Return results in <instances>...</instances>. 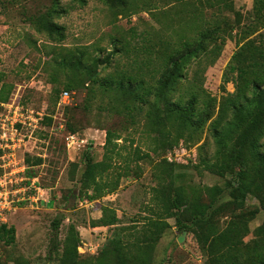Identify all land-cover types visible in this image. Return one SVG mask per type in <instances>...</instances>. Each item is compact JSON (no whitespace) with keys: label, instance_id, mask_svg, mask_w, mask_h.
<instances>
[{"label":"rangeland","instance_id":"1","mask_svg":"<svg viewBox=\"0 0 264 264\" xmlns=\"http://www.w3.org/2000/svg\"><path fill=\"white\" fill-rule=\"evenodd\" d=\"M209 1L215 4L214 8L206 3L207 0H129L125 8L113 9L103 0H88L83 8L72 5L71 0H62L61 5L70 10L55 21L65 27L66 39L55 43L38 33L29 22L31 15L46 12L51 0H0V100L8 97L9 101L19 94L24 107L33 111L34 151L40 155L37 157H42L43 163L32 166V172L47 194L44 197L47 201L39 207L21 205L10 214L9 226L16 228L17 241L11 246L0 245V264H15L19 258H25L31 264H64L78 258H92L94 254H81L78 249L74 256L56 255L49 260L53 236L51 223L58 215L66 219L60 231L62 240L70 224L74 223L81 235L80 246L83 243L102 245V250L118 233L129 252L137 251V239L144 234L151 220L166 222L151 264H212L194 234L181 236L175 220L167 217L157 200L161 191L158 179L161 170L157 169V156L152 159L149 155L159 145L160 136L153 132L152 121L147 118L150 107L133 111L134 101L121 95L116 85L88 84L78 90L64 88L67 77H72L71 70L64 65L69 51L81 50L90 57L101 53L106 56L117 50L112 64L101 69V78L135 76L152 85L159 77L155 68L159 69L185 43L194 45L203 31L219 27V32H213V37L205 41L204 52L187 67L185 79L172 94V100H179V96L184 95L187 102L197 93V110L214 112L213 118L204 125L200 144L188 143L187 135L179 140V144L195 150L198 159L195 164L176 168L175 175L180 177L174 180L177 186H224L229 177L211 174L201 158L212 159L217 151L212 122L217 118L221 104L236 92L235 82L224 85L222 76L238 50L237 22L241 16L246 18L250 14L254 0ZM246 21L244 19L242 25ZM54 87L60 91L59 95L54 92ZM64 92L70 94V99L60 107L57 102ZM39 112H45L43 119ZM61 118L67 129L71 125L80 139L86 140L88 146L93 145L91 154L95 162L105 160L104 167L108 168L104 180L100 181L105 197L93 204V208L92 204L88 205L90 207L79 205L84 199L79 181L85 169L83 156L88 146L71 151L67 148L65 134L52 130ZM231 118L232 112L226 111L223 121ZM108 131L120 139L105 156ZM175 136L173 130L170 145ZM204 144L205 147L200 149ZM192 150L176 148L169 156L174 160L190 159ZM73 162L79 164L76 174L71 166ZM118 178L119 186L110 193ZM71 200L74 205L68 207ZM225 201L229 199L225 198ZM257 206V200L250 198L247 208L235 213H245L247 217L249 231L243 239L245 243L255 238V230L264 221V210ZM101 207H109L119 220L116 225L107 227V231L101 227L92 228L102 217ZM258 209V214L253 217L251 212ZM228 220L229 217H222L219 225L224 227ZM103 231L107 232L105 241Z\"/></svg>","mask_w":264,"mask_h":264},{"label":"trees","instance_id":"2","mask_svg":"<svg viewBox=\"0 0 264 264\" xmlns=\"http://www.w3.org/2000/svg\"><path fill=\"white\" fill-rule=\"evenodd\" d=\"M62 0H51V5L46 12L29 17L30 24L40 34L46 35L48 40L61 43L66 39V29L59 25L55 19L66 16L69 8L61 5ZM113 9L125 8L129 0H103ZM72 5L85 7L88 0H71ZM211 8L214 3L207 0ZM205 7V3H204ZM71 8H73L71 6ZM247 20L243 25V20ZM238 50L234 53L222 76V84L234 81L236 92L226 98L221 104L217 118L212 122L213 136L216 140L217 151L212 159L201 158L207 171L216 176L229 177L224 186L214 185L197 188V186L175 185L176 168L182 165L195 164L198 159L195 150L179 140L187 135V142L198 145L202 141L204 125L214 116L211 109L197 110L198 94L191 95V99L185 102L183 96L179 100H172V94L177 92L185 79V70L193 60L199 59L205 50V41L212 38V33H218L219 27L213 30L203 31L194 45L185 43L181 50H176L169 60L165 61L159 69L155 83L147 84L144 78L135 76L101 78V69L112 64V57L118 51L92 55L81 50L69 51L64 59V65L71 70L72 77H67L64 88L66 90H78L88 84H101L102 87L117 86L121 95L130 98L134 102L133 111H147V118L152 121L153 132L160 136V142L154 148L150 158L157 156V169L161 170L158 179L161 191L157 198L164 208L168 218L174 219L181 236L194 234L201 248L204 250L212 264H264V221L255 230V238L248 243L243 241L249 229L245 213L236 214L247 208L250 198L257 200L260 210H264V0H254L253 8L246 18L241 16L238 20ZM242 25V26H241ZM255 34H257L255 37ZM252 37V38H251ZM214 39V38H213ZM57 51V50H55ZM125 78L127 80H125ZM55 78L52 82L55 83ZM56 95L60 94L54 87ZM1 104L8 103V97L1 98ZM153 99V101H152ZM8 101V102H7ZM59 103V102H57ZM2 110V107L0 108ZM230 110L232 118L223 121L225 112ZM49 119V117H46ZM68 129L75 134L71 125ZM65 129L64 134L71 133ZM172 138V145L169 141ZM69 131V132H68ZM65 136V135H64ZM120 138L111 131L107 132L106 154L112 151L111 146ZM182 145V146H181ZM88 146V145H87ZM176 146V147H175ZM92 144L84 154L83 164L85 169L80 178L82 197L92 201H100L105 197L101 180H104L108 171L103 162H95L91 154ZM204 146H200L203 149ZM176 148L192 150V157L183 160H169ZM182 159V158H181ZM27 175L34 179L32 166L43 163L42 157L28 155ZM71 166L76 174L79 164L73 162ZM74 177V176H73ZM119 180L109 190L114 192L119 186ZM86 195V196H85ZM228 198L229 201H225ZM80 200V201H81ZM79 201V202H80ZM104 207V205L102 206ZM102 217L94 222L92 227H111L118 223L117 215L109 207L102 209ZM259 209L252 211V216L258 214ZM222 217H229L224 227L219 225ZM63 215H58L51 223L52 244L48 253L49 260L56 255L74 256L80 247L81 235L78 226L70 224L67 234L62 240L60 231ZM166 222L151 220L146 231L138 238L137 251L129 252L123 244V238L116 233L108 244L97 249L92 258H78L64 264H151L153 251L159 242ZM17 241V231L13 226L2 224L0 226V245L11 246ZM15 264H31L25 258L16 259Z\"/></svg>","mask_w":264,"mask_h":264},{"label":"built area","instance_id":"3","mask_svg":"<svg viewBox=\"0 0 264 264\" xmlns=\"http://www.w3.org/2000/svg\"><path fill=\"white\" fill-rule=\"evenodd\" d=\"M21 99L19 94L14 96L8 103L1 104L2 110H0V226L9 222L10 214L16 212L19 206L39 207L47 201L44 199L47 195L46 191L38 184L37 178L31 179L27 175L26 157L40 155L34 151L33 124L31 122L34 121L31 119L33 111L25 108ZM69 99L70 94L64 92L58 103L59 106L61 107L62 103ZM38 115H40V119H43L46 114L39 112ZM65 129L66 122L61 118L58 125L52 130L63 133ZM65 139L70 151L73 148L79 150L88 145V142L80 139L77 134L67 133ZM168 158L170 161L174 160L173 156ZM96 203L98 201L81 200L79 205L83 207L92 204L90 206L93 208V204L96 205ZM103 228L105 231L108 229L107 227ZM106 233L103 231L104 241L107 237ZM99 247L100 245L83 243L79 247V251L81 254L96 253Z\"/></svg>","mask_w":264,"mask_h":264},{"label":"water","instance_id":"4","mask_svg":"<svg viewBox=\"0 0 264 264\" xmlns=\"http://www.w3.org/2000/svg\"><path fill=\"white\" fill-rule=\"evenodd\" d=\"M73 205H74V200H71L70 203H69V205H68V207H71Z\"/></svg>","mask_w":264,"mask_h":264},{"label":"crops","instance_id":"5","mask_svg":"<svg viewBox=\"0 0 264 264\" xmlns=\"http://www.w3.org/2000/svg\"><path fill=\"white\" fill-rule=\"evenodd\" d=\"M93 228V230H96V228H100V227H92ZM101 228H103V227H101Z\"/></svg>","mask_w":264,"mask_h":264}]
</instances>
